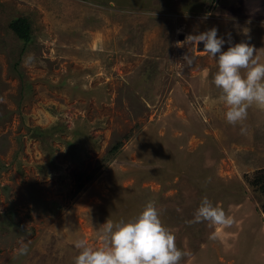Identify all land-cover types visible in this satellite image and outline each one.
<instances>
[{
    "label": "rangeland",
    "instance_id": "rangeland-1",
    "mask_svg": "<svg viewBox=\"0 0 264 264\" xmlns=\"http://www.w3.org/2000/svg\"><path fill=\"white\" fill-rule=\"evenodd\" d=\"M212 27L264 63V0H0V264H74L77 241L101 247L107 220L149 201L180 264H264V196L247 182L264 110L227 123L215 59L176 47ZM56 124L68 131L34 136ZM204 197L230 226L189 223Z\"/></svg>",
    "mask_w": 264,
    "mask_h": 264
},
{
    "label": "clouds",
    "instance_id": "clouds-1",
    "mask_svg": "<svg viewBox=\"0 0 264 264\" xmlns=\"http://www.w3.org/2000/svg\"><path fill=\"white\" fill-rule=\"evenodd\" d=\"M247 34V30L245 31ZM226 40L218 37V29L212 27L204 32L189 34L184 41H177L176 47L203 44V53L215 59L218 71L212 83L220 90L219 101L226 106L225 119L230 125L243 124L247 110L255 105L264 110V63L253 45L247 42L232 44L231 35ZM227 51H222L225 44ZM183 60L192 65L193 58L185 55ZM241 127V133H246ZM208 222L212 225L230 226L232 218L224 210L214 206L204 197L189 223ZM103 244L91 247L84 240L76 242L80 249L74 264H180L186 252L177 248L175 235L165 227L155 202L146 203L142 212L127 222L111 221L102 226ZM210 238H215L214 234ZM28 247L21 244L20 255H26Z\"/></svg>",
    "mask_w": 264,
    "mask_h": 264
},
{
    "label": "trees",
    "instance_id": "trees-1",
    "mask_svg": "<svg viewBox=\"0 0 264 264\" xmlns=\"http://www.w3.org/2000/svg\"><path fill=\"white\" fill-rule=\"evenodd\" d=\"M112 0H109L111 2ZM10 29L16 33V35L24 40L25 42H29L32 40V27L30 21L23 16H19L11 20ZM68 131V129L64 126V124H56L51 127L41 129L36 128L34 130V136L42 138V140L47 139L50 136H54V134L58 132ZM70 132V131H69ZM73 137L75 138L77 135L76 131H71ZM73 141L68 142L69 145L73 144ZM250 187L253 189L254 193L259 194L260 196H264V168L256 171L255 175L251 178L247 179Z\"/></svg>",
    "mask_w": 264,
    "mask_h": 264
},
{
    "label": "water",
    "instance_id": "water-1",
    "mask_svg": "<svg viewBox=\"0 0 264 264\" xmlns=\"http://www.w3.org/2000/svg\"><path fill=\"white\" fill-rule=\"evenodd\" d=\"M198 49L203 50V44L202 43L198 46Z\"/></svg>",
    "mask_w": 264,
    "mask_h": 264
}]
</instances>
